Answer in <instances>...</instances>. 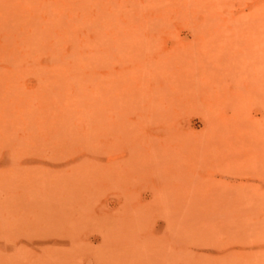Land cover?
<instances>
[{"label":"rangeland","instance_id":"1","mask_svg":"<svg viewBox=\"0 0 264 264\" xmlns=\"http://www.w3.org/2000/svg\"><path fill=\"white\" fill-rule=\"evenodd\" d=\"M0 264H264V0H0Z\"/></svg>","mask_w":264,"mask_h":264}]
</instances>
